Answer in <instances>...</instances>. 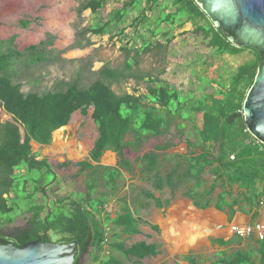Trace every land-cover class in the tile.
<instances>
[{
    "label": "trees",
    "instance_id": "16d2710c",
    "mask_svg": "<svg viewBox=\"0 0 264 264\" xmlns=\"http://www.w3.org/2000/svg\"><path fill=\"white\" fill-rule=\"evenodd\" d=\"M109 1H85L80 3L76 13L80 16L89 11L96 15ZM153 1L156 0H146V3ZM169 1L173 13L165 14L158 20L159 23L172 25L176 19H184L185 23L193 25L194 33L206 39L208 47L215 49L220 56H236L244 51L254 55L251 64H244L230 76L228 87L220 85L222 91L217 94L221 95L222 100L204 96L194 106L187 107V102L181 101L179 93L164 83L148 87L147 95L143 96L115 95L111 91L112 85L134 78L130 72L132 67L137 66V62L128 60L124 62L122 70L102 67L97 72V78L85 88L80 85L81 74L78 72L74 80L59 82L52 91L23 94L21 84L13 81L15 65L23 61V67L27 69L31 65L48 63L45 50L53 46V39L47 35L43 42L25 48L23 53L16 49L15 36L0 41V108L14 123L5 122L0 126V219H3L7 229L12 223L9 215L14 209L13 201L7 196L11 192H23L27 185L24 177L14 174L16 171L24 168L26 174L30 175L29 181L33 185L30 195L23 197L26 201L36 194L43 195L44 187L55 182V175L46 161H36L30 143L49 146L52 133L66 127L76 112L82 117L87 116L90 108V119L97 131L88 160L76 164L79 173L89 178L84 198L79 202L68 203L67 199L57 200L48 206L28 204V218L22 228L9 229L8 235L3 234L0 228V245L11 242L20 249L31 242L50 243L51 234L60 237L57 244L80 242L74 264H82L86 254L89 264H122L115 257H101L106 234L102 229L103 222H96L94 213L102 215L103 205L108 199L114 198L120 205L119 210L114 219L108 220L105 217L104 223L110 224L121 236L132 238L140 234L138 228L142 220L138 213L132 210L126 198H117L118 181L122 173L130 176L134 174L130 162L124 157V151L129 149L136 152L147 138L165 137L172 128L180 130L181 126L175 125L174 119L178 117L181 122H193L195 114H201V126L193 128L196 144L186 141L185 148L190 156L172 158L164 178L161 164L164 159L160 160V155L170 146L157 145L153 151L137 159L140 174L146 177V181L157 192L162 191L166 185L174 196L177 190L184 188L182 197L199 210L212 207L216 211L226 212L230 217L235 207L246 206L251 210L256 206L259 194L256 185L264 187V147L247 133L242 106L261 65V57L255 50L234 48L223 31L212 26L193 0ZM138 2L133 0L123 4L108 21L84 30L79 34L80 37L106 35L110 27H116L122 21L126 10ZM199 22L204 25H198ZM134 23L138 21L134 20ZM19 25L26 30L30 23L22 21ZM182 107H186L188 120L180 116ZM15 124L22 127L23 140ZM128 136L131 140L126 141ZM106 152L116 156L114 168L91 165L98 164ZM209 179L212 180L210 184L207 183ZM189 183L191 187H187ZM99 185L108 189L109 193L94 196ZM214 193H217L215 199L212 197ZM144 197L152 200L156 206L157 200L152 194L145 193ZM152 229L156 230L154 227ZM209 243L219 247L229 244L219 240H210ZM231 243H237L236 239ZM256 247L255 259L258 264H264V246L256 244ZM110 251L120 255L126 262H140L159 255L156 245L144 242L129 247L116 243L110 246ZM252 257L251 250L231 255L222 253L211 264H256ZM183 260L186 264H198L192 256H185Z\"/></svg>",
    "mask_w": 264,
    "mask_h": 264
},
{
    "label": "rangeland",
    "instance_id": "374dc122",
    "mask_svg": "<svg viewBox=\"0 0 264 264\" xmlns=\"http://www.w3.org/2000/svg\"><path fill=\"white\" fill-rule=\"evenodd\" d=\"M85 1L88 0H0L2 24L0 41L15 36L16 49L23 53L25 48L43 42L47 35L53 39V46L45 50L48 63L31 65L27 69L23 67V61L15 65L13 81L21 84L23 94L52 91L57 83L74 80L78 72L81 74L80 85L85 88L97 78V72L102 67L122 70L124 62L128 60L137 62V66L132 67L130 72L134 78L112 85L111 91L115 95L143 96L147 95L148 87H156L164 83L174 88L179 93L181 101L187 102L188 107L194 106L196 101L204 96H213L217 100H222L221 95L217 94L222 91L220 85L228 87L230 76L239 67L247 63L251 64L255 59L249 51L236 56L218 55L215 49L208 47L206 39L194 33L193 25L189 22L185 23L184 19L178 18L172 25L159 23L158 20L165 14L173 13L169 0H156L150 4H147L146 0H139L137 4L126 10L122 21L117 23L116 27L109 28L106 35L102 37L85 35L81 38L79 34L84 30L108 21L123 4L133 0H110L96 15L85 11L78 16L76 10L80 3ZM134 20L138 23H134ZM22 21L30 23L26 30L19 25ZM198 25L204 23L199 22ZM90 114L91 109L85 117L79 113L74 114L64 131L60 130L52 135L49 146L31 144V153L35 155L36 161H46L55 175V182L44 187L43 195L36 194L31 200L26 201L23 197L30 195L33 185L29 181L30 175L26 174L24 168L14 173L24 177L27 185L23 192L18 194L11 192L7 196L13 201L11 202L14 208L9 215L12 219L9 229L22 228L25 225L28 218L26 208L30 203L48 206L50 202L57 200L67 199L68 203L79 202L84 198L86 181L89 178L79 173L76 164L87 160L97 137ZM180 116L187 117L188 120L186 107H182ZM193 120V122H181L176 117L174 124L181 126L180 130L172 128L170 134L165 137L147 138L136 152L129 149L124 151V157L130 162L134 174L130 176L122 173L118 181L117 198L127 199L132 205V210L138 213L142 224L139 226L140 234L137 236L128 238L119 235L110 224L104 223L105 217L108 220L114 219L120 207L114 198L108 199L103 205V214L94 213L96 222H103L102 229L106 233V243L102 247L104 253L101 254L103 259L115 257L122 264H186L183 257L192 256L198 264H211L219 256V251L224 250L226 255H230L235 252H248L249 248L254 247L252 240L239 241L221 249L211 245L210 240L222 239L225 236L216 232L204 234L205 229H207L205 231L209 230L206 227L197 230L192 226L190 215L174 219L172 225L176 230L172 229L171 232L151 228L155 225V217H160L162 211L157 210L153 201L145 198L144 194L160 196V201L164 198L169 199L167 205L162 204L163 210L166 211L175 200L183 199L181 194L185 189L180 188L173 197L164 191L166 189L159 192L153 190L146 177L140 174L137 159L153 151L157 145H169V149L160 155V160L164 159L161 163L164 174L167 170L165 167L169 166L172 158L189 157L190 154H187L184 146L186 141L196 144L193 128H200L201 114H195ZM5 122H9V118L0 108V126ZM63 137L64 141L61 140ZM125 140L129 141L131 137L128 136ZM116 161L114 155L105 154L100 166L114 168ZM211 182L212 180L209 179L207 183ZM191 186V183L187 185V187ZM102 193H109V190L99 185L94 196L97 197ZM175 210L169 212L175 213ZM165 211L163 214L166 213ZM3 223V219H0V228L4 231L3 234L8 235L9 229ZM196 235L199 236L195 242L189 244ZM49 238L52 243L60 240V237L51 234ZM140 242L156 245L159 255L140 262L134 260L126 262L120 255L110 251V246L116 243H123L125 247H129ZM89 263L86 254L82 264Z\"/></svg>",
    "mask_w": 264,
    "mask_h": 264
},
{
    "label": "water",
    "instance_id": "95a60500",
    "mask_svg": "<svg viewBox=\"0 0 264 264\" xmlns=\"http://www.w3.org/2000/svg\"><path fill=\"white\" fill-rule=\"evenodd\" d=\"M193 1L212 26L223 31L234 48L246 47L261 57V65L243 102L242 117L247 133L264 147V0ZM15 125L23 140L22 127ZM79 244L31 242L18 249L10 242L0 245V264H74Z\"/></svg>",
    "mask_w": 264,
    "mask_h": 264
},
{
    "label": "crops",
    "instance_id": "0c3cea01",
    "mask_svg": "<svg viewBox=\"0 0 264 264\" xmlns=\"http://www.w3.org/2000/svg\"><path fill=\"white\" fill-rule=\"evenodd\" d=\"M63 83H65V82H63ZM91 112H92V109H91ZM74 114H78V112H76ZM63 138H62V140H63ZM31 144H32V142L30 143V146H31ZM35 145H37V144L35 143ZM105 154L114 155V154H112L110 152H106V153L103 154V156ZM185 154H186V151H185ZM103 156L100 158L98 164L91 163V165L92 166L93 165H95V166L99 165L100 166V161L103 158ZM87 160H88V158H87ZM87 160H85V161H87ZM230 160H232V158H230ZM165 168L167 170L164 171V178L166 176V172L168 171V166H166ZM256 188L258 189V192H259L258 198H257V201H258V199L261 198L264 195V187H262L260 185H256ZM164 189H166V190H164ZM164 189L163 190L167 191L168 194L170 195V197H173L171 195L170 190L168 189V187L166 185H165ZM233 189L235 190V186L233 187ZM216 194L217 193H214L212 195L213 199H215ZM159 197L160 196H157V195L154 196V199L157 200V204H156V206L155 205L154 206H155V208L157 210H161L162 213H161L160 217H155L156 218L155 219V225L152 226V227L156 228L157 231L161 230L162 232L163 231H166V232L170 231L171 232L172 229L176 230L175 226L172 225L174 219H179V217H183L184 218L185 216L190 215L192 217L190 219V221L191 222L193 221L192 226H194L197 230H203L202 228L206 227V228L209 229L208 231H210V233L216 232V233H219L220 235H224L225 236V238L213 240V241H218L219 240V241L227 242V243L229 242V244L227 246H223V247H219V246L215 245L216 247H218L220 249L221 248H228L231 245L235 244V243H231V241L236 239L234 236H233L234 238H232V235H233L232 234V228H233V226H245V225H249V224H251L253 222H264V206L260 210H258L257 201H256V206L253 209H251V210H249V208L246 207V206H243V207H240V208L235 207L233 209L232 215L230 217H228L226 212L216 211L212 207L207 208L205 210H199V209L193 207V204L190 201H188L187 199H185V198L175 200L165 211V210H163V207H162L163 205L162 204H166L167 205L168 202H169V199L164 198L163 201H160ZM173 209L174 210L176 209L175 213L174 212H169V210L173 211ZM177 210H179V212H177ZM164 211L166 212L165 214H163ZM199 213H203V215H199ZM138 230H139V228H138ZM205 230H207V229H205ZM194 231H195V229H194ZM204 231H203V233H204ZM236 241L238 243L240 240L236 239ZM253 242H254L255 245H254V247L249 248L248 252L250 250L253 251L252 259L254 258L253 261H257V259H255V256H254V252H255V250L257 248L256 244H261V243H258L256 241H253ZM262 245L264 246V244H262ZM222 253L225 254L224 250L223 251H219V255L222 254Z\"/></svg>",
    "mask_w": 264,
    "mask_h": 264
},
{
    "label": "built area",
    "instance_id": "2783aa9c",
    "mask_svg": "<svg viewBox=\"0 0 264 264\" xmlns=\"http://www.w3.org/2000/svg\"><path fill=\"white\" fill-rule=\"evenodd\" d=\"M263 206L264 195L257 201L258 210ZM232 234L240 241L252 240L264 244V222H253L249 225L233 227ZM104 243H106V240Z\"/></svg>",
    "mask_w": 264,
    "mask_h": 264
},
{
    "label": "bare ground",
    "instance_id": "6f19581e",
    "mask_svg": "<svg viewBox=\"0 0 264 264\" xmlns=\"http://www.w3.org/2000/svg\"><path fill=\"white\" fill-rule=\"evenodd\" d=\"M60 138V137H59ZM57 138V139H59ZM62 140V139H61ZM58 141V140H57ZM64 141V138H63ZM62 141V142H63ZM204 234H210V231H204ZM199 235L193 236L192 239L189 241V244H193V242H195V240L198 238Z\"/></svg>",
    "mask_w": 264,
    "mask_h": 264
},
{
    "label": "flooded vegetation",
    "instance_id": "af4514ba",
    "mask_svg": "<svg viewBox=\"0 0 264 264\" xmlns=\"http://www.w3.org/2000/svg\"><path fill=\"white\" fill-rule=\"evenodd\" d=\"M75 260H76V257H75Z\"/></svg>",
    "mask_w": 264,
    "mask_h": 264
}]
</instances>
